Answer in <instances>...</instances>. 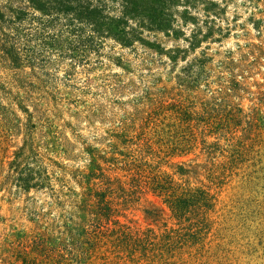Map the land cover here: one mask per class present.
I'll return each mask as SVG.
<instances>
[{
	"label": "rangeland",
	"instance_id": "rangeland-1",
	"mask_svg": "<svg viewBox=\"0 0 264 264\" xmlns=\"http://www.w3.org/2000/svg\"><path fill=\"white\" fill-rule=\"evenodd\" d=\"M0 264H264V0H0Z\"/></svg>",
	"mask_w": 264,
	"mask_h": 264
},
{
	"label": "trees",
	"instance_id": "trees-1",
	"mask_svg": "<svg viewBox=\"0 0 264 264\" xmlns=\"http://www.w3.org/2000/svg\"><path fill=\"white\" fill-rule=\"evenodd\" d=\"M89 14L91 15V17L94 16L92 12H89ZM94 18H95V17H94ZM94 18H93V19H94ZM102 201H103V199H100V200H99L100 203H101ZM18 259H19V258H18Z\"/></svg>",
	"mask_w": 264,
	"mask_h": 264
}]
</instances>
